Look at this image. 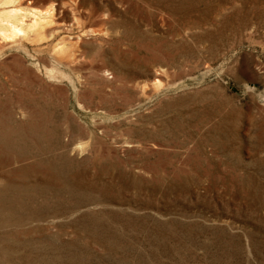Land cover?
<instances>
[{"label": "rangeland", "instance_id": "obj_1", "mask_svg": "<svg viewBox=\"0 0 264 264\" xmlns=\"http://www.w3.org/2000/svg\"><path fill=\"white\" fill-rule=\"evenodd\" d=\"M3 1L0 264H264V0Z\"/></svg>", "mask_w": 264, "mask_h": 264}, {"label": "bare ground", "instance_id": "obj_2", "mask_svg": "<svg viewBox=\"0 0 264 264\" xmlns=\"http://www.w3.org/2000/svg\"><path fill=\"white\" fill-rule=\"evenodd\" d=\"M14 1L15 0H5V1H3L2 4H11L12 2L14 4L18 0L15 2ZM16 4H19V2ZM18 6H20V7L12 5L8 9L6 8V9H2L0 11V36L4 37L3 40H5V38L7 40V38L10 39V38H17V37H23V38L27 39L32 35L35 36L36 34H39L40 31L43 29L42 28L43 24H44L43 21L46 22L45 15L49 14L48 10L51 8L50 7L48 10L46 8H44V10L46 9V11L42 12V10H40V9L37 10V8H36V10H33V11L29 10L28 11L27 8H26V10H23V9H21V7H22L21 5H18ZM50 12H53V10H50ZM27 17H28V19H27ZM50 18H48V19L52 20V17H50ZM48 24H50V23H48ZM48 24H46V26ZM44 30H46V28ZM41 34L42 33H40V35ZM40 35H39V38H40ZM30 39H31V37H30Z\"/></svg>", "mask_w": 264, "mask_h": 264}]
</instances>
